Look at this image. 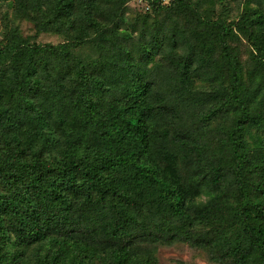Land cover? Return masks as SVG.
Masks as SVG:
<instances>
[{
    "label": "trees",
    "instance_id": "trees-1",
    "mask_svg": "<svg viewBox=\"0 0 264 264\" xmlns=\"http://www.w3.org/2000/svg\"><path fill=\"white\" fill-rule=\"evenodd\" d=\"M127 1L39 0V28L72 42L30 44L13 30L0 43V135L11 136L0 264H23L18 248L45 241L35 264H157L138 246L175 240L264 264V0L231 23L201 15L224 0H142L160 19L134 39L119 33ZM239 36L245 72L230 45ZM90 46L95 56L75 53ZM200 77L211 91H194ZM225 117L217 137L200 130ZM56 131L61 159L49 163ZM200 224L217 225L213 238L185 233Z\"/></svg>",
    "mask_w": 264,
    "mask_h": 264
},
{
    "label": "rangeland",
    "instance_id": "rangeland-1",
    "mask_svg": "<svg viewBox=\"0 0 264 264\" xmlns=\"http://www.w3.org/2000/svg\"><path fill=\"white\" fill-rule=\"evenodd\" d=\"M163 5L169 4L171 0H161ZM194 2L195 0H191ZM39 0H0V43H3L6 36L13 30L17 31L22 38L26 39L30 44L52 45L57 46L66 41L72 42V34L54 31H42L39 28V23L48 19V14H41L37 10ZM43 3V0H41ZM223 5L216 4L206 14L201 12L202 16H206L212 20H224L226 23L235 22L239 15L244 10L254 8L251 0H224ZM206 7V6H205ZM204 9V7L202 8ZM121 27L119 33L131 36L133 39L139 35L144 28L149 32V28H154L155 22L160 17L152 11L151 6L142 0H128L121 8L120 12ZM184 24L180 18L177 20ZM187 24V23H186ZM64 29H61V31ZM149 36V33L146 34ZM235 55L239 58L245 72L249 67V56L251 48L243 37H238L235 41L230 42ZM95 48L77 47L75 53L83 52L88 57L95 56ZM180 53H185L181 50ZM161 60V59H160ZM153 61L158 62V56L153 58ZM161 66H166L162 63ZM209 81L200 77V80L193 82L194 91H211ZM199 111L190 112L188 115V123L197 120ZM231 122V117H225L210 121L200 125V130L209 133L211 138L218 136V129L227 127ZM6 137V138H5ZM3 137L0 135V161L5 158L7 154V142L11 140L10 135ZM59 143H63L61 135L54 132L53 140L49 141L43 153V158L49 163L60 160ZM37 144L35 148L38 146ZM31 156L28 155V160ZM209 198L207 191L197 200L198 203H204ZM217 226V225H216ZM216 226H208L207 224H200L193 227L185 226V233H192L197 238H204L210 240L216 232ZM52 245L49 241L35 244L28 248H18L22 252L21 261L23 264H35L36 261L49 253ZM50 248V249H49ZM138 250H148L157 264H226L219 258V254L211 247H196L183 241H172L165 243L140 244ZM24 256V257H23ZM223 263H222V262Z\"/></svg>",
    "mask_w": 264,
    "mask_h": 264
}]
</instances>
